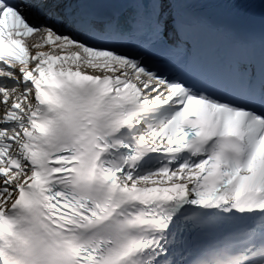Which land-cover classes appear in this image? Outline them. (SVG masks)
<instances>
[{
  "label": "snow or ice",
  "instance_id": "6c2138e0",
  "mask_svg": "<svg viewBox=\"0 0 264 264\" xmlns=\"http://www.w3.org/2000/svg\"><path fill=\"white\" fill-rule=\"evenodd\" d=\"M0 111V264H264V0H0Z\"/></svg>",
  "mask_w": 264,
  "mask_h": 264
}]
</instances>
